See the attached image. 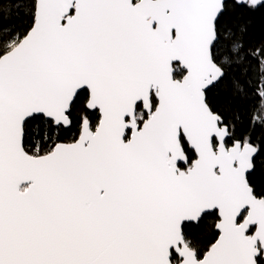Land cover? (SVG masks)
Here are the masks:
<instances>
[{"label":"snow or ice","instance_id":"snow-or-ice-1","mask_svg":"<svg viewBox=\"0 0 264 264\" xmlns=\"http://www.w3.org/2000/svg\"><path fill=\"white\" fill-rule=\"evenodd\" d=\"M0 264H264V0H0Z\"/></svg>","mask_w":264,"mask_h":264}]
</instances>
